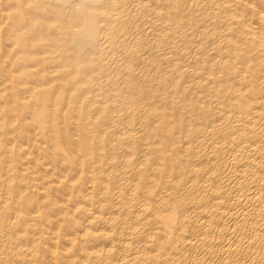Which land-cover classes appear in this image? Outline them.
Here are the masks:
<instances>
[{
    "label": "bare ground",
    "instance_id": "bare-ground-1",
    "mask_svg": "<svg viewBox=\"0 0 264 264\" xmlns=\"http://www.w3.org/2000/svg\"><path fill=\"white\" fill-rule=\"evenodd\" d=\"M0 264H264V0H0Z\"/></svg>",
    "mask_w": 264,
    "mask_h": 264
}]
</instances>
